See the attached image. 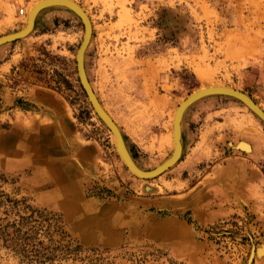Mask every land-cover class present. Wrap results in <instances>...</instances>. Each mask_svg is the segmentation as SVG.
<instances>
[{"label":"rangeland","instance_id":"374dc122","mask_svg":"<svg viewBox=\"0 0 264 264\" xmlns=\"http://www.w3.org/2000/svg\"><path fill=\"white\" fill-rule=\"evenodd\" d=\"M35 1L0 0V36ZM73 1L92 23L88 80L141 169L171 155L173 111L202 87L264 110V0ZM83 37L75 12L46 8L0 49V264H264V122L207 96L185 113L177 163L143 179L80 84Z\"/></svg>","mask_w":264,"mask_h":264},{"label":"water","instance_id":"95a60500","mask_svg":"<svg viewBox=\"0 0 264 264\" xmlns=\"http://www.w3.org/2000/svg\"><path fill=\"white\" fill-rule=\"evenodd\" d=\"M56 2V3H61L66 5L67 7H69L71 10H73L81 19L82 25L84 27V37L83 40L81 41L77 52H76V70H77V75L80 81V84L93 108V110L95 111V113L98 115V117L103 121V123L107 126V128L113 133V135L116 138V146L122 156V158L124 159L127 168L130 171H133L134 173H136L137 175L141 176V177H148V176H154L157 175L159 173H161L165 168H167L169 166V164L176 158V149H179V127H178V121L180 119V111H182L186 105H188L190 102H192L194 99H196L197 97L211 92V91H220V92H225V93H229L232 94L233 96L239 98L242 100V102H244V104H246L257 116L258 118H260L263 122H264V110L261 109L247 94L235 90V89H231V88H220L217 90H213V89H206V90H202L200 92H197L194 95H191L189 98H187L182 104L179 105L178 109H177V113H176V125H175V145L176 148L171 156V158L164 163L163 165H160L159 167L149 170V171H142L140 169L137 168V166L134 164L129 152L127 151L125 144L123 142L122 136L118 130V128L116 127L115 123L112 121V119L108 116V114L104 111V109L101 107V104L99 103V100L97 99L96 94L94 93L91 84L88 80L86 71H85V66H84V57H83V53H84V49L87 45L90 33H91V25L89 22V19L87 17V15L84 13V11L81 9V7L75 3L72 0H53L52 2ZM32 18V16H31ZM32 23V21H31ZM30 24V21H29ZM28 26V24H27ZM24 31H22L23 34ZM17 38V37H16ZM15 39V38H14Z\"/></svg>","mask_w":264,"mask_h":264},{"label":"bare ground","instance_id":"6f19581e","mask_svg":"<svg viewBox=\"0 0 264 264\" xmlns=\"http://www.w3.org/2000/svg\"><path fill=\"white\" fill-rule=\"evenodd\" d=\"M51 1H53V0H36L33 4H32V6H31V8H30V10H29V14H28V16H27V18H26V23H25V25L23 26V28L21 29V30H19V31H15V32H11V33H6V34H2L1 36H0V46H2L3 44H6V43H8V42H13V41H16V40H18V39H20V38H24V37H26V36H28L32 31H33V29H34V26H35V21H36V18L38 17V15L40 14V12L42 11V10H45L46 8H48V7H52V6H65V7H67L66 5H64V4H61V3H56L55 1L54 2H52L51 3ZM73 1V0H72ZM75 2V1H74ZM76 3V2H75ZM78 4V3H77ZM80 7H81V9L84 11V13L87 15V17H88V19H89V22H90V25H91V33H90V36H89V39H88V42H87V45H86V47H85V49H84V53H83V57H85V54H86V51H87V49H88V46H89V43H90V40H91V35H92V23H91V20H90V17H89V15L86 13V10L80 5V4H78ZM67 8H69V7H67ZM22 9V13L23 14H26V11H25V9H23V8H21ZM70 9V8H69ZM73 11V10H72ZM74 12V11H73ZM31 16H32V18H31ZM29 21H30V24H29ZM31 21H32V23H31ZM27 24H28V26H27ZM22 31H24L23 32V34H20V33H22ZM17 37V38H16ZM15 38V39H14ZM220 88H231V89H235V88H233V87H228V86H220V85H209V86H205V87H202L201 89H198V90H196V91H194L193 93H191L190 95H188L186 98H184V99H182L181 101H180V103L179 104H177V106H176V108L174 109V111H173V115H172V126H173V128H172V135H170V137H171V144H172V146H173V149H172V153H171V155L163 162V163H161L160 165H163L164 163H166L170 158H171V156H172V154H173V152H174V150H175V148H176V145H175V125H176V113H177V109H178V107H179V105L180 104H182L187 98H189L191 95H194V94H196L197 92H200V91H202V90H206V89H213V90H217V89H220ZM235 90H237V88L235 89ZM238 91H241V90H238ZM241 92H243V91H241ZM95 93V92H94ZM243 93H245V92H243ZM246 94V93H245ZM211 95H228V96H233L232 94H229V93H225V92H220V91H211V92H208V93H205V94H203V95H201V96H199V97H197L196 99H194L192 102H190L188 105H186L185 106V108L182 110V111H180L181 113H180V119H179V121H178V127H179V149H176L177 151H176V158L169 164V166L167 167V168H165L161 173H159V174H157V175H154V176H148V177H141V176H139V177H141V178H143V179H148V178H153V177H156V176H158V175H160V174H162L163 172H165L166 170H168L171 166H173L174 164H176L177 163V161L180 159V157L182 156V154H183V143H182V138H183V125H182V123H183V119H184V115H185V113H186V111L188 110V108L194 103V102H196L197 100H199V99H202V98H205V97H207V96H211ZM248 95V94H247ZM249 96V95H248ZM233 97H235V96H233ZM250 97V96H249ZM235 98H237V97H235ZM251 98V97H250ZM98 99V98H97ZM237 99H239V98H237ZM252 99V98H251ZM99 100V99H98ZM239 100H241V99H239ZM253 100V99H252ZM242 101V100H241ZM254 101V100H253ZM255 102V101H254ZM99 103L101 104V102L99 101ZM256 103V102H255ZM257 104V103H256ZM259 107H260V105L259 104H257ZM101 107L104 109V107H103V105L101 104ZM261 109H263L262 107H260ZM104 111L108 114V116L112 119V121L115 123V125H116V127L118 128V130H119V132H120V134H121V136H122V139H123V142H124V144H125V147H126V149H127V151L129 152V154H130V156H131V158H132V160H133V162H134V164L137 166V168L138 169H140V170H142V171H149V170H143V169H141L138 165H137V163L135 162V160H134V158L132 157V155H131V153H130V151H129V149H128V147H127V145H126V142H125V139H124V135H123V133H122V130L119 128V126H118V124L114 121V119L110 116V114L104 109ZM115 140H116V138H114ZM241 143H245V142H241ZM240 143V144H241ZM246 146H247V144H245ZM245 145H242L241 147L242 148H247V147H245ZM247 150H249V149H247ZM120 153V152H119ZM121 155V154H120ZM160 165H158L157 167H159ZM156 167V168H157ZM155 169V168H154ZM133 172V171H132ZM134 173V172H133ZM136 174V173H135ZM137 175V174H136ZM145 183H147V182H145ZM148 184V183H147ZM153 186V185H152ZM145 189L147 190V191H145V192H153L154 191V188H152V187H150V186H145ZM143 190H144V188H143Z\"/></svg>","mask_w":264,"mask_h":264},{"label":"crops","instance_id":"0c3cea01","mask_svg":"<svg viewBox=\"0 0 264 264\" xmlns=\"http://www.w3.org/2000/svg\"><path fill=\"white\" fill-rule=\"evenodd\" d=\"M26 3H27V1H26ZM49 8H64V9H68L67 7H65V6H54V7H49ZM49 8H47V9H49ZM46 10V9H45ZM42 11H44V10H42ZM22 13V12H21ZM20 13V14H21ZM41 13V12H40ZM38 17H39V15H38ZM38 17L36 18V21H35V26H34V29H35V27H36V25H37V21H38ZM22 24L20 25V27L17 29V30H19L21 27H23L24 26V24H25V22L22 20ZM13 31H15V30H13ZM10 32V31H9ZM9 43H11V42H9ZM8 43H6V44H4L3 46H1L0 47V49L2 48V47H4L5 45H7ZM34 95H35V97H36V99H37V101L44 107V109H45V115H48L49 117H54V119H55V123L56 122H59L60 120H58L54 115H52L51 114V112H49L51 109H52V105H53V103L52 102H50L48 99H50V98H52V99H54L49 93H45V92H43V91H36V92H34ZM41 97H44L46 100H48V102H45V101H43L42 100V98ZM50 97V98H49ZM208 97H211V96H208ZM205 98H207V97H205ZM202 99H204V98H202ZM51 100V99H50ZM199 100H201V99H199ZM199 100H197V101H199ZM54 101H55V99H54ZM196 101V102H197ZM56 102V101H55ZM196 102H194V103H196ZM193 103V104H194ZM192 104V105H193ZM191 105V106H192ZM54 106V105H53ZM59 110H60V112H61V117H63V113H62V110H61V107L59 108ZM60 112H59V114H60ZM185 116V115H184ZM34 127V126H33ZM36 132V130L34 129V128H32V127H30V128H28V130H30V131H33V130ZM26 130V129H25ZM37 133L38 134H41V131H37Z\"/></svg>","mask_w":264,"mask_h":264},{"label":"trees","instance_id":"16d2710c","mask_svg":"<svg viewBox=\"0 0 264 264\" xmlns=\"http://www.w3.org/2000/svg\"><path fill=\"white\" fill-rule=\"evenodd\" d=\"M26 239L28 240V238H25V240H26ZM11 241H12L13 243H15L16 245L19 244L17 238H15V239L12 238ZM24 243H25V242H24ZM41 257L45 258L44 261H45V260H50V261H52V260L54 259L55 256H54V255L43 254ZM96 260H97V261H96V262H97L96 264H105V263H103V260H104V259H102V258H101V260H100V259H96ZM99 260H100V262H98ZM41 262L43 263V260H41Z\"/></svg>","mask_w":264,"mask_h":264},{"label":"built area","instance_id":"2783aa9c","mask_svg":"<svg viewBox=\"0 0 264 264\" xmlns=\"http://www.w3.org/2000/svg\"><path fill=\"white\" fill-rule=\"evenodd\" d=\"M20 13L22 12V9H20V11H19Z\"/></svg>","mask_w":264,"mask_h":264}]
</instances>
